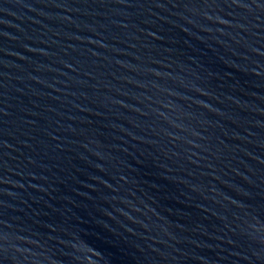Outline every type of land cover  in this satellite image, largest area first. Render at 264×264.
<instances>
[{"label": "water", "instance_id": "1", "mask_svg": "<svg viewBox=\"0 0 264 264\" xmlns=\"http://www.w3.org/2000/svg\"><path fill=\"white\" fill-rule=\"evenodd\" d=\"M0 264H264V0H0Z\"/></svg>", "mask_w": 264, "mask_h": 264}]
</instances>
